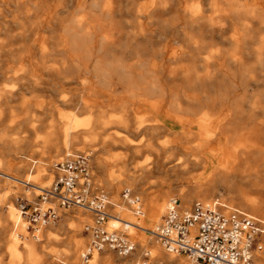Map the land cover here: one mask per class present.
I'll use <instances>...</instances> for the list:
<instances>
[{
  "label": "bare ground",
  "instance_id": "6f19581e",
  "mask_svg": "<svg viewBox=\"0 0 264 264\" xmlns=\"http://www.w3.org/2000/svg\"><path fill=\"white\" fill-rule=\"evenodd\" d=\"M1 34L6 41H0V54L14 55L12 40H27L21 52L37 56L35 66L58 73L75 70L83 73L75 77L78 89H87L96 99L101 98L102 104L112 102L110 106L121 109L118 119L108 120L99 101L95 104L96 100H84V107H92L93 115L81 122L72 121L70 114L64 116L70 123L65 127V139L67 136L68 141L69 136L71 146L82 140L92 152L106 146L109 139L101 138L100 129L109 122L130 117L129 107L135 103L148 110L144 115H136V129L152 133L171 131L188 140L194 134L191 126L198 125V133L207 140L204 144L215 143L205 158L214 163L211 179L204 185L186 184L179 192L181 203L178 198H171L166 210L173 200L182 209V203L189 207L192 198L211 201L218 196L222 198L220 202L230 207L238 204L264 217V200L244 201L239 190L230 195L232 178L227 169L231 163L226 160L228 156L234 162L245 155L248 158L241 165L244 171L264 166L259 154L264 148V120L245 130L243 138L232 141L227 134L239 132L244 120L264 117V0H0ZM116 86L123 89L119 99L110 90ZM99 87L106 93H99ZM209 125H213L211 132ZM56 149L62 148L57 145ZM71 149L69 154L73 153ZM172 155L170 151L169 156ZM197 163L187 159L179 169ZM5 165L13 170L9 161ZM135 167L142 170L139 164ZM261 186H264L261 178H254L249 184L253 190ZM25 191L33 196L36 193L33 188ZM170 193H162L146 204L144 212L141 203L139 213L128 204L133 215L139 216L135 221L127 210L115 209L105 220V227H118L121 219L118 231L124 228L127 233H137L139 241L149 246L145 254L158 263L200 264L161 248L154 242L157 239H152ZM14 214L19 217L12 210L4 218L11 221L9 217ZM79 221L75 222L76 232L81 229ZM140 243L133 241L134 250L139 248L133 255L136 259L143 252ZM32 248L31 245L27 249L29 258L34 255ZM11 251L13 260L20 258L16 246ZM39 257L34 255L36 260ZM77 259L78 256L73 257L72 263H77ZM125 264H131V260Z\"/></svg>",
  "mask_w": 264,
  "mask_h": 264
},
{
  "label": "rangeland",
  "instance_id": "374dc122",
  "mask_svg": "<svg viewBox=\"0 0 264 264\" xmlns=\"http://www.w3.org/2000/svg\"><path fill=\"white\" fill-rule=\"evenodd\" d=\"M207 14H211V11H208ZM13 29L14 33L18 31L16 26ZM4 40L5 35L1 34L0 41L5 42L6 40ZM12 41L11 48L14 55L0 54V168L3 172L22 180H30L31 183L39 186H45L50 183L55 174L52 169L53 162L69 154L72 147L73 153H89L93 189L107 194L112 204V206L111 204L108 206L110 214L115 212V209H124L132 215L133 221L139 216L133 215L128 206L129 203H126L121 197L122 189L129 188L132 194L138 196L142 205L140 209L143 212L146 204L153 202L162 193L171 191L165 204V213L171 198H178L181 203L179 192L186 184L191 182L194 185H204L207 180L211 179L214 163L206 161L205 158L213 151L215 143L204 144L207 140L198 133L199 126H191L194 134L190 135L188 140L171 131L158 130L152 133L144 128L136 129V115L141 116L148 111L136 103V106L135 104H131V107H129L130 104L128 105L130 117L123 118L121 121L109 122L104 129H100V131L103 130L101 138L109 139L106 146L97 147L95 152L90 151L92 148L83 140L71 146L69 136L68 141L67 136L65 139V127L70 123L64 116L70 114L72 121L81 122L93 115V108H85L84 100L89 102L96 100L95 104L99 101L98 103L102 105L100 110L107 114L110 118L108 120L118 119L122 114L121 109L110 106L113 104L112 102L102 104L100 102L102 99H96L87 89H78L75 77L83 76V73L76 70L59 73L54 70H41L35 66L38 61L37 56H27L21 52L22 45L27 40L17 38V41L15 39ZM48 64L51 62L48 61ZM110 90L116 99H119L123 92V89L117 86ZM105 91L104 88H98L99 93ZM6 92H8L7 95ZM262 120H264L263 115L251 120H244L241 122L239 132L229 131L227 134L232 141L243 138L246 136L245 130ZM212 126H208V131L213 130L210 128ZM113 141L115 142L113 143ZM125 143H128L129 146ZM220 144L224 145V143ZM57 145L62 149H56ZM2 147L4 148L1 149ZM133 149H138V152L136 150L134 152ZM155 151L157 152L155 153ZM170 151H173L172 156H169ZM259 154L264 161V148ZM247 158L245 155H240L232 162L231 158L227 156V162L231 163L227 169L230 178H232L230 195H236V190H239L242 193L241 199L244 201L258 198L264 200V186L255 190L249 187L254 178H261L264 181V166L256 171H244L241 165ZM187 159L198 163L195 166L188 164L185 170H180L179 168L183 167L181 164ZM7 161L12 164L13 170L6 167L5 162ZM157 161L160 162L158 165ZM137 164L142 166V170L136 169ZM42 175L46 177L45 180L41 179ZM245 183L248 184L247 187ZM15 186L16 190L11 187L9 180L0 181V226L6 224L8 219L4 217L8 211L13 210L18 215V211L12 204V193L19 191L29 198L34 197L21 185L16 184ZM9 192L11 195H8ZM195 199L201 200L192 198L188 203L189 207ZM213 199L222 201V198L218 196L211 200ZM233 205L246 210L238 204L233 203ZM189 207L185 208L183 203L181 205L182 209ZM63 211L54 223H46L42 226L43 228L40 227L37 231H32L35 237L26 232L20 217H15V214L10 216V223L14 227L11 228V231L0 232V264H73L75 256H78L75 264H81L79 253L88 241V236L82 231V224L84 221H89L91 215L87 210L79 207ZM122 219L127 220L126 218ZM76 220H80L81 223V229L77 232L75 231ZM63 224L67 227L64 230L58 227ZM46 228L49 231H45ZM128 234L131 235L132 241H136L137 244L141 242L140 246H143V252L138 259L133 256L139 251L137 247L135 250L133 247L132 254L130 251L126 255L116 254L110 249H105L92 254L89 264H120L121 262L125 264L128 260H131V264H139L142 261L149 262V264H168L166 262L158 263L151 260L150 255H143L147 253L149 247L147 243L139 241L135 232H128ZM154 238L153 236L152 239ZM81 241H83L82 244ZM154 242L161 248L163 247L155 239ZM261 244L262 249L256 252V256L257 260L264 264V233L261 237ZM31 245L34 250L32 253L36 257L40 256L39 260H36L34 255L31 258L28 257L27 249ZM12 246H16L19 250L18 253L21 254L17 260H13ZM179 256L186 258L182 254ZM113 258H117L115 262Z\"/></svg>",
  "mask_w": 264,
  "mask_h": 264
},
{
  "label": "built area",
  "instance_id": "2783aa9c",
  "mask_svg": "<svg viewBox=\"0 0 264 264\" xmlns=\"http://www.w3.org/2000/svg\"><path fill=\"white\" fill-rule=\"evenodd\" d=\"M52 169L55 174L50 183L39 186L0 168V181L9 180L13 189L16 190L18 184L25 190H36L33 198L19 191L12 194V204L26 232L33 235L32 231L57 221L64 209L79 207L91 215L90 220L82 224L88 241L79 253L81 264H87L95 251L110 249L120 255L129 253L134 244L124 228L118 231L122 220H118V227H105L109 199L103 191L93 189L89 153L67 154L53 162ZM120 194L135 213L140 212L137 196L126 188ZM177 202L173 200L153 229L155 238L164 248L200 264H261L256 252L262 248L263 218L217 199H195L188 209H179Z\"/></svg>",
  "mask_w": 264,
  "mask_h": 264
},
{
  "label": "crops",
  "instance_id": "0c3cea01",
  "mask_svg": "<svg viewBox=\"0 0 264 264\" xmlns=\"http://www.w3.org/2000/svg\"><path fill=\"white\" fill-rule=\"evenodd\" d=\"M245 185H246V187H247L248 184L245 183ZM263 192H264V191H263ZM13 227H14V226L11 225L10 221L7 220L6 224L0 226V232L11 231V230H12L11 228H13ZM58 227H59L60 229H63V230L67 228L65 224H63V226H59V225H58ZM45 231H49V229L46 228ZM85 235H86V234H85ZM0 236H1V234H0ZM19 237H21V236L19 235ZM116 259H117V258H113L114 262L116 261ZM120 264H123V262H121Z\"/></svg>",
  "mask_w": 264,
  "mask_h": 264
}]
</instances>
